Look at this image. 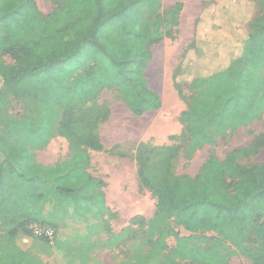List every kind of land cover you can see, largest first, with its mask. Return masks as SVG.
<instances>
[{"label":"trees","instance_id":"obj_1","mask_svg":"<svg viewBox=\"0 0 264 264\" xmlns=\"http://www.w3.org/2000/svg\"><path fill=\"white\" fill-rule=\"evenodd\" d=\"M256 1L264 6V0ZM242 5L238 0H221L205 7L197 21L193 60L184 66L182 78L195 93L183 114L186 157L215 145L228 131L263 118L264 15L248 19L245 27ZM178 7L169 19L159 14L162 0H67L45 15L34 0H0V102L8 93L16 100L53 103L61 109L63 125L70 122L61 136L71 147L101 150L94 128L108 112L92 104L101 91L118 90L135 116L161 109V98L148 87L144 71L151 59L150 47L175 33ZM227 13L232 14L230 18L225 17ZM208 31L216 34L215 45L206 40ZM237 50L241 54L233 58ZM7 57L14 63H7ZM80 111L79 119L73 117ZM37 128L35 122L30 133ZM38 145L43 146L40 141ZM256 151L241 148L223 160L211 157L194 177L171 174L169 150L151 151L144 162L139 158L138 177L152 190L156 213L149 223L147 250L123 264H150L159 258L162 264H228V257L236 254L252 264H264V164L238 165ZM12 164L0 161V229L8 226L9 242L0 249V264H46L38 254L23 251L15 243L18 235L32 233L33 225L52 228L54 249L71 253V264L84 263L92 252L83 250L88 244L71 247L58 241L55 222L69 208L73 215L89 210L88 206L82 210L86 201L80 197L103 196L98 190L104 182L84 176L88 188L77 187L79 182L52 188L23 177ZM67 202L72 204L64 208ZM44 207L52 209L48 218L41 215ZM171 220L194 235L196 242L180 240L169 251ZM202 232L216 238L207 248L200 246ZM119 237L111 238L116 245ZM54 249L45 246L41 252L53 254Z\"/></svg>","mask_w":264,"mask_h":264},{"label":"rangeland","instance_id":"obj_2","mask_svg":"<svg viewBox=\"0 0 264 264\" xmlns=\"http://www.w3.org/2000/svg\"><path fill=\"white\" fill-rule=\"evenodd\" d=\"M34 1L45 15L52 14L60 5L67 3V0ZM220 1L162 0V8L159 12L162 17L169 16L170 19L172 10L177 6L179 9L175 16L177 26L172 28L175 33L172 36L165 35L159 44L150 47L151 59L144 71L148 87L152 91L158 92L162 99L160 110L145 113L143 116H135L123 102L120 92L109 88L101 91L97 100L92 103L94 106L104 107L108 115L94 128V133L103 148L97 151L89 149L92 159L89 158L88 163L90 165V162L94 161L95 163L97 160L106 162L110 168L108 171L113 175L103 177L108 183L105 187L106 190H109V185L113 187L118 183L122 186L126 185L128 194L133 193L134 197L129 195L127 201L114 204L116 211L118 208L121 210L114 215L116 217H109L108 219L104 217L107 213L112 215L111 212L113 211L110 207L106 209L104 198L99 194L89 193L80 197L86 201L81 206L82 210L87 206L89 208L84 213L75 212L73 215V211L69 208L72 203H64V208H69V210L64 211L62 220L55 222L58 238L56 239L71 247H74V244L80 247L83 246L82 244H90L82 247L83 250L90 248L92 251L87 255L88 263L80 262L79 264H123L124 261H129L133 255H138L147 250L149 223L156 213V206L152 190L144 187L138 177V160L140 158L144 162L149 152L160 149L169 150L172 162L170 172L173 176L194 177L200 173L209 158L216 157L223 160L230 152L241 148H257V151L250 158L240 159L238 161L239 166L251 167L264 164V115L261 120L247 127L228 131L226 135L217 139L215 145L204 146L198 149L192 157H186L188 135L182 123L183 114L188 111L195 93L182 81V78L185 77L184 66L189 60H193L190 58L193 56L197 39L196 25L202 11L205 7L218 4ZM238 1L243 4L242 7L245 11L246 19L243 21L245 27H247L245 24H247L248 19L264 15V6H259L256 0ZM224 15L230 18L232 14ZM205 38L209 40L211 45H215L216 34L213 31H208ZM236 53L232 55L233 58L234 56L235 58L239 57L241 50H237ZM6 61L9 64L14 63L9 57L6 58ZM251 84L254 85L255 80H252ZM83 114H85L84 111ZM7 115L13 117L14 120L17 116L23 121L22 123L20 121L18 125L22 129L20 135L11 134L10 138H7L8 132L12 128L16 130L14 120L5 119ZM81 116V111L73 114L76 119ZM63 117L61 109L54 107L53 103L46 104L44 100H36L35 102L28 99L16 100L8 93L4 94L0 102V161H13L14 165H12L23 177L41 183L46 182L52 188H69L76 182H79L76 183L77 187L88 188L90 185L85 186L84 179L77 178L74 173L64 178H58L57 174L48 176L35 172L30 167L33 162L34 153L32 154V152L35 143L38 145L40 141L42 145H52L53 148L62 151L65 139L61 136V132H65L70 127V122L66 119L64 122L69 123L63 125ZM35 122H38L39 128L36 133L31 134L30 129ZM67 141L70 144L68 139ZM7 142H13L15 145L9 147ZM84 147L87 149V146ZM68 169H71V166L65 163L60 171ZM102 171V168L96 164L90 167L88 174L89 177L103 176ZM117 194L114 192V195ZM94 196V199H97L95 203L92 200ZM73 204L75 203L73 202ZM51 210L50 207L41 208V215L48 218ZM121 211L130 212L136 216L127 219L122 217ZM6 220H10V218H6ZM170 222L169 251H172L180 240L189 239L193 243L196 242L192 239L194 235L186 232L175 221L171 220ZM7 228L6 225L0 229V249H6L9 246L7 237H5ZM101 229L109 231L110 235L114 230V232L121 231L119 243L116 245L114 239L107 243H98L96 238L98 234L96 233ZM215 239L211 232H202L199 239L202 241L200 246L207 248V245L212 244ZM15 243L19 249L35 255L40 254L39 251L45 246L54 249V242H46L35 237L31 232L18 235ZM225 245L230 251H235L229 243H225ZM43 258L46 264H71L70 256L65 255L64 252L48 254ZM150 264H162V259H156ZM228 264L252 263L241 254H236L228 257Z\"/></svg>","mask_w":264,"mask_h":264},{"label":"crops","instance_id":"obj_3","mask_svg":"<svg viewBox=\"0 0 264 264\" xmlns=\"http://www.w3.org/2000/svg\"><path fill=\"white\" fill-rule=\"evenodd\" d=\"M156 93L159 95L158 92H156ZM159 97H160V95H159ZM161 102H162V99H161ZM150 112H154V111H150ZM5 119L11 120V119H13V117L7 115L5 117ZM20 121L21 120L18 119L16 116L15 120H14V123L16 125V130H14V128H12L8 132L9 136L7 138H10L11 134H16V135L21 134L20 132L22 131V129L20 127H18ZM22 122L23 121H21V123ZM64 139H65V143H64V146L62 148V151H61V149H55L52 147V145L49 146L48 144H45L43 146L38 145L37 147L36 146L33 147L34 150H33L32 154L33 153L34 154H33V162L30 165L31 169H33V171H35V172L43 173V174H46L48 176H53L54 174H57L58 178L59 177H61V178L67 177L68 175H71L72 173H74L77 178H79L80 176H82V178L84 176H85V178H87V177H89L88 173H90V167L98 164L103 170L102 171L103 176L98 175V177H96V176H91V177L93 179L101 180L104 182L105 186L99 188V192H101L103 194L104 202L107 204V207H110L113 211V212H111L113 216L111 214L107 213V215L104 218L108 219L109 217H113V218L116 217L114 215L119 213L118 211L121 209H119L117 207L118 210L116 211V209H115L116 206L114 204L121 203L122 201H127L129 195L131 197H134L133 193L128 194L129 191L127 190V186L126 185L122 186L118 183L116 185H114L113 187H111L109 185L108 186L109 190L107 191L105 187L108 185V183L104 180L103 177L113 176L108 171V170H110L108 164H106V162H101V161L97 160V161H95V163H94V161L90 162L91 164L89 165L88 160H89V158H90V160L92 159L90 151L87 150L85 147L73 148L70 146V144H68L67 138L64 137ZM7 145L9 147H11V146H14L15 144L13 142H11V143L7 142ZM107 162H111V161H107ZM65 163H68L71 166V169H68L66 171L65 170L60 171L61 168L63 166H65ZM86 172H87V174H86ZM77 173H79V174H77ZM53 180H55V179H53ZM116 188L118 191L116 190ZM114 192H116L118 194L114 195ZM121 215H122V217L127 218V219H131V218H134L136 216V214L135 215L133 213L130 214V212H126V211H124V212L121 211ZM114 231H112L111 235H110L109 231L101 229V231L96 233V234H98V237H96L98 240V243H100V242L101 243H107V242L111 241V238L113 236H119V233L121 231L120 232H114ZM88 245H90V244H88ZM41 251H43V249H41L39 251L40 254H38V255L44 261L43 257L48 256V253L41 252ZM60 252L63 253V251H57L56 249H54V253L58 254ZM64 254L70 255L71 253L66 254V252H65ZM88 261L89 260H88V256H87V257H85L84 262L88 263ZM79 263L80 262H78L77 264H79Z\"/></svg>","mask_w":264,"mask_h":264},{"label":"built area","instance_id":"obj_4","mask_svg":"<svg viewBox=\"0 0 264 264\" xmlns=\"http://www.w3.org/2000/svg\"><path fill=\"white\" fill-rule=\"evenodd\" d=\"M32 234L38 238H44L49 242H54L55 231L49 227H40L38 225L31 226Z\"/></svg>","mask_w":264,"mask_h":264}]
</instances>
